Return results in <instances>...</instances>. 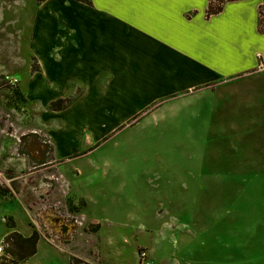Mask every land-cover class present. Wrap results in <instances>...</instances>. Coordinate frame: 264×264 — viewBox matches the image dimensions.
I'll return each mask as SVG.
<instances>
[{"label":"crops","instance_id":"0c3cea01","mask_svg":"<svg viewBox=\"0 0 264 264\" xmlns=\"http://www.w3.org/2000/svg\"><path fill=\"white\" fill-rule=\"evenodd\" d=\"M263 2L232 0L221 12L207 16L209 0H91V4L80 0H20L11 6L24 9L23 15L14 11L15 16L6 18L4 32L13 33V37L18 33L25 41L20 45L22 50L25 48L28 57L37 61L36 69L27 62L25 88L19 82L27 104H47L82 88L71 105L54 110L57 114L71 110V121L77 122L67 120L58 130L44 129L58 159L70 162L92 155L110 137L141 123L144 126L147 121L145 127L132 128L137 131L124 136L151 128L153 138L166 135L168 145L195 157L192 164L151 180L157 185L156 192L170 197L167 200H179L165 209L170 219L179 218L182 231L194 230L196 236L189 243L194 242L195 248L205 247L208 238L222 236L225 230L220 221L224 218L232 222L227 230L230 236L232 229L235 241L240 235L236 225L245 232L237 240H244L243 245L235 244L243 253L236 254L234 248L227 256L231 254L236 260L244 254L246 260L264 261V193L258 198L261 211L254 221L251 213L255 204L235 186L256 182L252 175L255 168L262 169L264 176V132L237 129L229 121L232 106L246 103L244 95L263 92L262 88L256 90L261 83L255 82L264 79V68L259 69L260 64L264 66V31L259 29L258 12ZM188 93L194 105L161 111L167 102L181 100ZM160 102L164 103L161 108L144 114L132 126L126 124L146 106ZM79 104L92 106L89 110ZM258 119L264 120V116ZM87 122L94 123L93 134L84 129ZM185 122L199 132L193 151L184 145V137L190 132ZM89 161L94 166V160ZM80 173V166L74 165L68 181L75 197L84 200L86 207L89 196L74 183ZM221 184L228 189L220 191ZM213 212L219 218L202 228L201 222ZM251 220V226L256 224L254 229L248 226ZM252 235L257 236L255 249L261 246L259 252L251 253L253 247L245 243L248 238L252 243ZM189 243V256L195 258L198 255L190 251ZM209 253L216 252L211 249Z\"/></svg>","mask_w":264,"mask_h":264},{"label":"rangeland","instance_id":"374dc122","mask_svg":"<svg viewBox=\"0 0 264 264\" xmlns=\"http://www.w3.org/2000/svg\"><path fill=\"white\" fill-rule=\"evenodd\" d=\"M14 1L20 0H0V186L9 189L6 195H0V240L7 231L13 230L7 226L12 220L17 223L14 229L21 233H32L33 230L39 233L36 254L20 264H264L260 259L246 260L244 254L236 256V260L231 254L227 256V251L233 253L234 248L236 254L243 253L241 248L236 249L235 244L243 245L244 240H237L245 232L241 233L240 226L236 225L237 235H240L235 241L232 229L230 236L227 230V224L232 225V222L224 221V218L220 224L225 233L221 231L222 236L214 237V240L208 238L210 245L205 242V247L195 248L194 242L189 243L196 236L194 230L182 231L179 218L170 219L165 209L179 200H167L170 197L156 192V184L151 180L155 175L168 176L179 167L192 164L195 157L179 153L176 146L168 145L166 135L158 134L153 138L149 134L151 128L140 129L132 137L124 136L137 131L132 128L145 127L147 118L142 120L145 121L144 126L142 123L133 126L120 136L102 142L92 155L75 157L70 162L55 156L53 142L44 129L58 130L67 120L71 123L77 121H71V110L57 114L49 109V103L31 101L27 104L14 93L17 88L20 89L19 82L25 88L27 62L31 63L32 69L37 67V61L28 57L25 48L22 50L20 45L25 41L19 39V34L13 37V33L4 32L8 24L6 18L15 16L14 11L17 16H22L24 12L22 8L11 6ZM31 1L21 0L22 3ZM255 82L261 83L256 90L262 88L263 92L247 93L243 96L246 103L232 106L231 127L264 132V120L258 119L264 116V79ZM209 88L214 89L213 86ZM81 90L78 88L67 97L75 99ZM190 94L183 95L181 100L167 102L161 111L189 108L195 102L189 99ZM79 105L89 110L92 106ZM163 105L160 102L146 106L140 111L139 118L128 120L126 124L132 126L144 114ZM177 119V122L181 121V118ZM93 124L87 122L88 127L84 129L93 134ZM185 128L190 132L184 137V145L193 151L199 132L196 133L189 125ZM30 132H37L39 136H28ZM78 137L79 141L83 140ZM90 159L94 160V166L89 165ZM74 165L82 170L77 178L75 175L74 183L89 196L86 207L84 200L75 197L68 181V173ZM261 171L253 169L256 182L235 185L237 192H246V197L255 204V211L251 213L254 221L261 211L258 198L264 193ZM227 189V185H220V191ZM159 209L162 211L158 212ZM218 218V213L213 212L200 226L203 228ZM253 220L248 226L254 229L256 224L251 226ZM251 239L252 243L247 241L249 238L245 241L253 247L251 253L259 252L261 246L255 249L258 246L255 241L257 236L255 239L252 235ZM187 243L197 257L189 256ZM211 249L216 253L210 254ZM0 264H5L1 255Z\"/></svg>","mask_w":264,"mask_h":264},{"label":"trees","instance_id":"16d2710c","mask_svg":"<svg viewBox=\"0 0 264 264\" xmlns=\"http://www.w3.org/2000/svg\"><path fill=\"white\" fill-rule=\"evenodd\" d=\"M38 2H42L44 0H37ZM86 3L91 4V0H80ZM232 0H209V4L207 7V16L212 14H217L223 10L225 3ZM264 7V2L259 6L258 12L260 13ZM260 22V19H259ZM260 29V28H259ZM261 30V29H260ZM262 31V30H261ZM34 67V66H33ZM35 67L34 69H36ZM14 93L19 96L23 101H27L22 91L17 88ZM74 101L73 97H59L55 100H52L49 103V109L51 110H63L67 108ZM141 112L136 114L134 118H139ZM28 136L38 137L37 132H30L27 134ZM23 135V136H27ZM47 144V143H46ZM47 146V145H46ZM49 146V145H48ZM53 151V150H52ZM24 152V151H20ZM85 151L77 153L75 156H79L84 154ZM9 192V189L6 187L0 186V195H6ZM11 218V217H9ZM9 228H13L9 233L4 236V240L6 242L5 246V255H2L5 264H20V262L25 261L29 257L33 256L37 252V242L39 240V233L36 230H33L30 235H23L20 231L15 230L16 223L12 220L9 224H7Z\"/></svg>","mask_w":264,"mask_h":264},{"label":"built area","instance_id":"2783aa9c","mask_svg":"<svg viewBox=\"0 0 264 264\" xmlns=\"http://www.w3.org/2000/svg\"><path fill=\"white\" fill-rule=\"evenodd\" d=\"M259 19H260V22H259V28L264 31V7L263 9L261 10V12L259 13ZM259 67H264L263 64H260ZM17 80V79H15ZM5 246H6V242L4 240V238L2 240H0V255H5L6 252H5ZM142 254H145L142 252Z\"/></svg>","mask_w":264,"mask_h":264}]
</instances>
